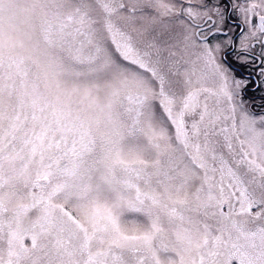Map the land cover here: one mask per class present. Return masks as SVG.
I'll use <instances>...</instances> for the list:
<instances>
[{"label": "snow or ice", "instance_id": "obj_1", "mask_svg": "<svg viewBox=\"0 0 264 264\" xmlns=\"http://www.w3.org/2000/svg\"><path fill=\"white\" fill-rule=\"evenodd\" d=\"M0 264H264V0H0Z\"/></svg>", "mask_w": 264, "mask_h": 264}]
</instances>
